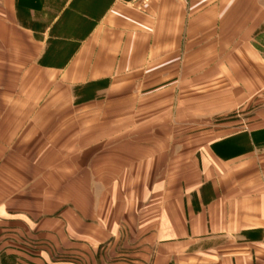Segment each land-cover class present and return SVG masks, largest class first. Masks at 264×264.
<instances>
[{"label":"crops","instance_id":"obj_1","mask_svg":"<svg viewBox=\"0 0 264 264\" xmlns=\"http://www.w3.org/2000/svg\"><path fill=\"white\" fill-rule=\"evenodd\" d=\"M3 253L264 264V0H0Z\"/></svg>","mask_w":264,"mask_h":264},{"label":"built area","instance_id":"obj_2","mask_svg":"<svg viewBox=\"0 0 264 264\" xmlns=\"http://www.w3.org/2000/svg\"><path fill=\"white\" fill-rule=\"evenodd\" d=\"M155 1L157 0H130V5L136 11L145 13L148 7Z\"/></svg>","mask_w":264,"mask_h":264},{"label":"rangeland","instance_id":"obj_3","mask_svg":"<svg viewBox=\"0 0 264 264\" xmlns=\"http://www.w3.org/2000/svg\"><path fill=\"white\" fill-rule=\"evenodd\" d=\"M0 262L1 264H17L14 256H8L5 255V253L2 254V256H0Z\"/></svg>","mask_w":264,"mask_h":264}]
</instances>
